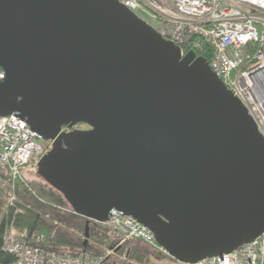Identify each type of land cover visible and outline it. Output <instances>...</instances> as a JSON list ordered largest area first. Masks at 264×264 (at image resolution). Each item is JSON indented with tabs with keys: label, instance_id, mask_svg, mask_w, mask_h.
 Segmentation results:
<instances>
[{
	"label": "water",
	"instance_id": "1",
	"mask_svg": "<svg viewBox=\"0 0 264 264\" xmlns=\"http://www.w3.org/2000/svg\"><path fill=\"white\" fill-rule=\"evenodd\" d=\"M0 69V116L52 141L37 171L86 219L85 244L113 208L179 262L264 232L253 117L205 58L119 0H0Z\"/></svg>",
	"mask_w": 264,
	"mask_h": 264
},
{
	"label": "built area",
	"instance_id": "2",
	"mask_svg": "<svg viewBox=\"0 0 264 264\" xmlns=\"http://www.w3.org/2000/svg\"><path fill=\"white\" fill-rule=\"evenodd\" d=\"M119 1L181 47L200 52L209 44V66L246 106L264 136V0ZM4 77L0 71V79ZM44 153L43 137L24 120L14 114L0 116V186L22 180L24 169L37 164ZM92 222L103 224L114 242L103 255L45 250L27 242L11 224L4 230L2 249L13 261L0 264H104L110 254L135 239L151 245L160 257L169 256L145 225L120 210L111 209L104 223ZM172 264H264V232L231 253Z\"/></svg>",
	"mask_w": 264,
	"mask_h": 264
},
{
	"label": "trees",
	"instance_id": "3",
	"mask_svg": "<svg viewBox=\"0 0 264 264\" xmlns=\"http://www.w3.org/2000/svg\"><path fill=\"white\" fill-rule=\"evenodd\" d=\"M182 48L185 53L190 51ZM211 51L207 44L205 50L196 53L209 63ZM41 179L40 182L31 181L24 172L22 180L11 182L8 187L0 186V263L13 261V256L2 249L4 230L11 224L25 234L27 242L48 251L62 254L89 251L103 255L106 249L114 247L107 228L94 222L90 223V241L85 244L86 219L75 214L63 195ZM116 254L123 256L117 264H126L128 259L141 262L143 257L146 260L155 258L151 245L141 239L130 241Z\"/></svg>",
	"mask_w": 264,
	"mask_h": 264
},
{
	"label": "rangeland",
	"instance_id": "4",
	"mask_svg": "<svg viewBox=\"0 0 264 264\" xmlns=\"http://www.w3.org/2000/svg\"><path fill=\"white\" fill-rule=\"evenodd\" d=\"M140 17H142V15L141 14H138ZM86 125V124H85ZM46 147L44 146V149H45ZM49 148V147H48ZM26 170V171H25ZM24 172H26V177L29 179V180H33V181H37V182H40L42 179H41V176L38 174V171H37V165L35 164V163H31V165H29V167H26L25 169H24ZM107 250V249H106ZM120 255H122V254H120ZM158 255V254H157ZM114 257V259H117V260H123V256H118L117 254H116V252H113L112 254H110L109 255V257L111 258V257ZM158 257L160 258V259H158V260H152V258L151 259H149V260H147V261H145V262H140V263H137L136 261H132L131 262V260L130 259H128V261H127V263L126 264H172V263H174V259H171V257H169V256H164V257H160L159 255H158ZM109 258V259H110ZM108 259V260H109ZM147 259V258H146ZM113 262V261H112ZM111 262V263H112ZM153 262H155V263H153ZM117 264V263H116ZM119 264V263H118Z\"/></svg>",
	"mask_w": 264,
	"mask_h": 264
},
{
	"label": "flooded vegetation",
	"instance_id": "5",
	"mask_svg": "<svg viewBox=\"0 0 264 264\" xmlns=\"http://www.w3.org/2000/svg\"><path fill=\"white\" fill-rule=\"evenodd\" d=\"M74 129H86V128H89L88 127V125H85V124H82V123H80V124H78V125H76L75 127H73ZM65 130H69V129H67V128H64ZM44 146L46 147L45 148V153L46 152H48L49 151V149L51 148V146H52V141H47V140H45L44 141ZM49 147V148H48ZM44 153V154H45Z\"/></svg>",
	"mask_w": 264,
	"mask_h": 264
},
{
	"label": "crops",
	"instance_id": "6",
	"mask_svg": "<svg viewBox=\"0 0 264 264\" xmlns=\"http://www.w3.org/2000/svg\"><path fill=\"white\" fill-rule=\"evenodd\" d=\"M154 253H155V252H154ZM130 254H131V253H130ZM130 254H129V255H130ZM154 257H155V258H152V259H154V260H158V259H160V258L158 257V255H157V253H155V256H154ZM109 258H110V257H109ZM109 258H108V259H109ZM108 259H107V261H106L104 264H106V263H107V264H110L112 261H113V262H112L113 264H116V263H117V259H114L113 256H112L109 260H108ZM145 261H147V260H146L145 257H143V260H142L141 262H145ZM136 262H137V263H140L139 261H136ZM153 263H155V262H153Z\"/></svg>",
	"mask_w": 264,
	"mask_h": 264
}]
</instances>
